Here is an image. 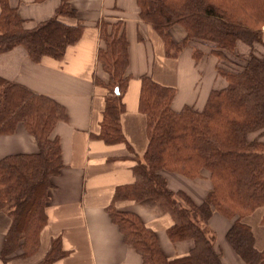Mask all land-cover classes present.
Segmentation results:
<instances>
[{
  "label": "trees",
  "instance_id": "obj_1",
  "mask_svg": "<svg viewBox=\"0 0 264 264\" xmlns=\"http://www.w3.org/2000/svg\"><path fill=\"white\" fill-rule=\"evenodd\" d=\"M136 3L140 19L153 25L168 56L194 44L196 60L205 52L217 58L215 68L225 85L210 91L202 109L186 105L176 111L171 107L174 88L141 76L139 110L146 118L148 142L142 160L132 168L133 182L116 186L108 213L124 241L140 254L142 264H221L208 222L213 212L233 219L225 239L244 264H264V248H255L252 231L242 222L256 208H264V142L248 138L264 124V53L252 50L254 44L263 43L264 0ZM60 15H74L69 0H61L54 17L27 29L9 0H0V52L22 45L34 61L44 55L59 59L82 30L80 23H65ZM175 24L185 30L180 42H174L168 31ZM121 28V20L100 22L97 61L108 74V94L97 137L106 143L124 141L120 115L129 75L127 40ZM239 42L251 48L247 55L237 53ZM65 117L63 106L53 99L0 76V134L12 133L21 123L38 145L35 153L0 159V212L10 217L0 264H6L18 250L28 255L38 245L46 223L47 192L62 167L59 139L53 130ZM161 170L189 178L205 171L211 188L204 201L196 204L183 191L170 190ZM143 199L157 201L171 216L166 232L172 241H192L187 254L168 259L153 230L134 213L113 206L117 200ZM65 254L56 237L39 264H53Z\"/></svg>",
  "mask_w": 264,
  "mask_h": 264
},
{
  "label": "crops",
  "instance_id": "obj_2",
  "mask_svg": "<svg viewBox=\"0 0 264 264\" xmlns=\"http://www.w3.org/2000/svg\"><path fill=\"white\" fill-rule=\"evenodd\" d=\"M60 3L61 0H9L27 29L54 17ZM69 4L74 15H60L59 19L68 24L80 23L82 30L59 59L44 55L34 61L22 45L0 52L1 77L53 99L66 114L53 130L59 139L62 167L47 192L46 223L39 232L38 245L28 255H20L18 250L6 264H39L56 237L66 254L53 264H142L140 254L124 241L108 213L116 186L133 182L132 168L142 160L148 142L146 118L139 110L141 76L174 88L171 107L176 111L186 105L202 109L210 91L222 88L225 80L216 71L217 58L205 52L196 60L192 43L176 56H168L153 25L140 19L136 0H69ZM102 20H121L127 40L129 79L122 93L124 110L120 115L124 141L116 143L97 137L108 94V74L97 61ZM168 31L174 42L185 36L184 28L178 24ZM237 48L245 54L251 50L240 42ZM248 138L264 142V124ZM37 150L35 137L21 123L12 133L0 134V159ZM160 173L170 190L183 191L196 204L204 201L211 188L205 171L195 178L169 170ZM113 206L134 213L153 230L168 259L185 255L192 247L190 239L172 241L168 237L166 230L172 218L157 201L117 200ZM263 214L264 208L258 207L242 218L250 227L258 250L264 248ZM208 222L221 264H244L225 239L233 219L213 212ZM9 224L10 217L0 212V250Z\"/></svg>",
  "mask_w": 264,
  "mask_h": 264
},
{
  "label": "rangeland",
  "instance_id": "obj_3",
  "mask_svg": "<svg viewBox=\"0 0 264 264\" xmlns=\"http://www.w3.org/2000/svg\"><path fill=\"white\" fill-rule=\"evenodd\" d=\"M243 45L246 46V47H248V48H250L249 46H247V45H245V44H243ZM254 45H255L254 49H255L256 54L260 55V54H263V53H264V41H263V43H256V44H254ZM258 47L261 48L260 51L257 49ZM253 51H254V50H253ZM258 51H259V52H258ZM237 53H239V54H243V55H247V54H245L244 52H242V50H239L238 48H237ZM230 57H231V56H230ZM232 59L234 60L233 56H232Z\"/></svg>",
  "mask_w": 264,
  "mask_h": 264
},
{
  "label": "water",
  "instance_id": "obj_4",
  "mask_svg": "<svg viewBox=\"0 0 264 264\" xmlns=\"http://www.w3.org/2000/svg\"><path fill=\"white\" fill-rule=\"evenodd\" d=\"M115 92L117 93V92H118V90H117V89H115Z\"/></svg>",
  "mask_w": 264,
  "mask_h": 264
}]
</instances>
